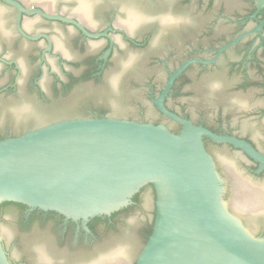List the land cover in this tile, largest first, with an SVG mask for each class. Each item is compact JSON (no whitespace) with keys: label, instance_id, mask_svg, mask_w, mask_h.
Segmentation results:
<instances>
[{"label":"water","instance_id":"obj_1","mask_svg":"<svg viewBox=\"0 0 264 264\" xmlns=\"http://www.w3.org/2000/svg\"><path fill=\"white\" fill-rule=\"evenodd\" d=\"M1 1L19 13L32 12L13 0ZM255 2L258 9L264 6V0ZM257 29L261 31V26ZM230 44L212 59L187 60L168 74L159 95L151 99L168 122L154 111L146 84L155 76L158 88L166 78L164 69L153 65L155 57L175 53L170 61L174 65L187 51H128L108 72L110 80L80 82L69 92L53 96L49 103L28 90L33 67L23 52L13 51L23 74L19 95L0 106V132L103 107L133 120L59 119L0 140V204H23L85 225L93 217L128 206L148 184L154 191V196L150 190L144 192L142 209L129 217L126 227L92 247L57 248L49 231L38 230L19 240L15 257L24 256L31 264H130L134 260V264H264V236L254 235L264 231V218L260 217L264 216V184L247 174V160L239 152L204 141L240 151L258 165L256 174L264 171V153L243 139L219 135L192 122L231 129L264 151V90L259 86L264 84V61L261 74L249 69L246 84L242 74L230 66L190 70L192 81L168 106L192 121L165 106L182 71L190 64L215 62ZM62 54L71 60L77 57L67 50ZM54 70L61 76L58 68ZM128 76L133 79L126 80ZM5 81L0 76V86ZM51 84L45 78L40 85L48 93ZM6 118L13 123L6 125ZM172 124L179 127L177 133L171 130ZM6 212L13 222L17 219L14 208ZM151 220V233L139 251V230ZM12 236L19 237L14 227L13 232L10 227L2 228L0 264H10L2 239L9 242ZM30 248L33 259L28 258Z\"/></svg>","mask_w":264,"mask_h":264},{"label":"flooded vegetation","instance_id":"obj_2","mask_svg":"<svg viewBox=\"0 0 264 264\" xmlns=\"http://www.w3.org/2000/svg\"><path fill=\"white\" fill-rule=\"evenodd\" d=\"M13 1L24 10L32 12L19 13L16 8L0 0V76L6 77V81L0 86V106L13 102V97H17L20 92L19 81L23 69L13 57V51L23 52L28 63L33 67L28 90L36 94L43 103L51 102L56 94L69 92L73 85L80 82L102 84L110 80L108 72L115 68L117 61L128 51H187L188 53L174 62V65H171L170 61L175 53L155 57L153 60V65L163 68L166 72V78L158 88L154 85L155 76L149 77V82L146 84L149 102L158 115L160 114L151 99L159 95L168 79V74L174 72L187 60L212 59L218 50L231 43L215 62L205 65L190 64L174 80L165 99V106L175 113L177 112L168 106V102L172 100L173 94L179 93L184 85L192 81L188 74L192 69L204 72L220 66H230L242 74L245 79L244 84L250 79L249 69L253 68L259 74L263 72L264 6L258 9L255 0ZM259 26L261 31L257 29ZM66 50L73 52L77 57L73 60L65 58L62 51ZM54 67L58 68L61 76L55 72ZM74 70L80 73L74 74ZM45 78L52 80L48 93L40 85ZM131 78L128 76L126 80ZM182 80L187 83L179 85ZM259 86L264 90L263 83H259ZM177 114L191 120L185 114ZM103 117L133 120L103 107L87 114L57 117L43 123L31 124L21 127L18 131L0 132V140L18 136L27 130L59 119ZM4 122L10 125L13 119L6 118ZM165 122L168 120L165 119ZM192 122L216 134L243 139L264 153L250 138L240 136L231 129L213 128L203 121ZM154 123L158 124V122ZM204 142L208 144L207 139ZM221 146L239 152L247 160V164L244 165L247 174L264 184V171L256 174L258 167L256 163L231 146L225 144ZM211 156L216 163L218 173L222 175L215 157L212 154ZM227 189L224 193L225 200L228 199ZM147 190H150L154 196L153 188L148 184L136 193L139 201L137 203L131 201L128 205L136 207L135 213L142 209V195ZM7 208L17 210V219L14 222L13 216L6 212ZM116 212L93 217L83 225L81 221L67 220L55 212L5 202L0 204V234L2 228L10 227L13 232L14 227L19 237L13 239L12 236L9 242L3 238L2 244L10 264H31L24 256L17 258L15 254L21 245L19 240L36 234L38 230L49 231L51 241L57 248L82 244L92 247L96 242L108 239L121 226L128 225V219L132 215L115 220L112 214ZM260 217L264 218V216ZM241 221L245 225L244 219ZM254 235L264 236V231ZM141 248L142 242L139 251ZM33 257L34 251L30 248L28 258L33 259ZM134 263L135 260L130 264Z\"/></svg>","mask_w":264,"mask_h":264},{"label":"trees","instance_id":"obj_3","mask_svg":"<svg viewBox=\"0 0 264 264\" xmlns=\"http://www.w3.org/2000/svg\"><path fill=\"white\" fill-rule=\"evenodd\" d=\"M186 83H187V81H185V80L183 81V80H182V82H180L179 85H181V84L184 85V84H186ZM178 96H180V92H179V93H175V94H173V95H172V99L175 100ZM167 101H168V100H167ZM159 117H160L162 120H165V118H164L162 115H159ZM169 123H170V122H169ZM170 124H171V123H170ZM178 129H179V127H178L176 124H172V128H171V130H172L174 133H177ZM208 144H211V145H213V146H221V144H220V145H218V144H214V143H211L210 141H208ZM131 201L137 203V202L139 201L138 195L136 194V195L132 198ZM136 210H137L136 207H135L134 205H132V206H128V207H126V208H123V209L120 210L119 212H116V213L112 214V216L115 218V220H117V219H119L120 217L125 218V217H128V216L134 214ZM152 215H154V211L152 212ZM152 218H153V216H152ZM151 230H152V221H151L150 223H149V222H145V223L143 224V226L140 228V230H139V234H140V239H141V242H142V247H143L144 244L146 243L147 238H148V236H149L150 233H151Z\"/></svg>","mask_w":264,"mask_h":264}]
</instances>
